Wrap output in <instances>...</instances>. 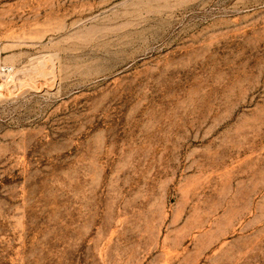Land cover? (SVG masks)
Returning <instances> with one entry per match:
<instances>
[{"label": "rangeland", "instance_id": "rangeland-1", "mask_svg": "<svg viewBox=\"0 0 264 264\" xmlns=\"http://www.w3.org/2000/svg\"><path fill=\"white\" fill-rule=\"evenodd\" d=\"M0 264H264V0H0Z\"/></svg>", "mask_w": 264, "mask_h": 264}, {"label": "bare ground", "instance_id": "bare-ground-1", "mask_svg": "<svg viewBox=\"0 0 264 264\" xmlns=\"http://www.w3.org/2000/svg\"><path fill=\"white\" fill-rule=\"evenodd\" d=\"M9 73V72H8ZM3 74V73H2Z\"/></svg>", "mask_w": 264, "mask_h": 264}]
</instances>
